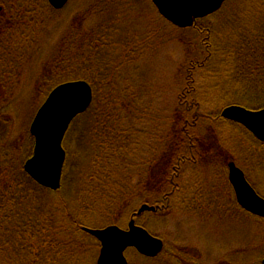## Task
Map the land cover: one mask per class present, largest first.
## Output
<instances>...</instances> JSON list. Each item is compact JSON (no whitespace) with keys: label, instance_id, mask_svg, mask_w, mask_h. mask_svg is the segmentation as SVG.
Masks as SVG:
<instances>
[{"label":"trees","instance_id":"16d2710c","mask_svg":"<svg viewBox=\"0 0 264 264\" xmlns=\"http://www.w3.org/2000/svg\"><path fill=\"white\" fill-rule=\"evenodd\" d=\"M15 1H18L13 5L16 10L9 13H6V6L0 3L4 7L3 20L0 21V48L2 47L4 54L0 57V70L4 72L0 71V89L4 90L9 86L3 80L5 72L11 74L13 68L16 71L21 70L27 64L26 60L32 61L34 54L30 49L36 45L38 39L40 40L41 34L46 33L48 41L42 46L46 49L48 44L50 50L42 80L49 83V93L57 85L78 80L88 82L93 89L91 106L84 114L77 116L69 126L66 136L74 132L73 138L80 145L82 154L92 147L94 154H91V172L87 173L86 177H81L78 162H74L70 167L72 180L67 192L68 201L75 203L77 192L80 197L85 194L81 197V208L74 213L73 210L76 209L72 207V211L69 210L70 203L66 198L61 197L60 200L54 197L55 194L60 195L63 192V185L53 192L36 184L23 171L25 160L22 162L18 159L19 152L8 138L11 122L4 119V112L0 111V264H80V257L89 253L90 248L100 250L97 240L83 232V227H86L84 223L89 224L79 217L87 210L95 211L96 205H99L100 209L114 207L118 210L145 193L147 196H154V202H157L158 195L162 196L163 200L154 204L159 205L158 212L168 213L174 208L183 212L196 211V202L200 200L201 204L204 195L208 198L201 185L209 184L210 178H203L202 172L208 168L204 164L212 151L217 164L209 163V169L213 167L214 178L220 169L225 184L223 190L232 193L226 170L233 158H223V153L218 150L221 148L220 143L216 142L213 130L209 132L212 137L195 131L198 126H203L208 121L203 117L204 112H201L199 118L195 116V120L189 122L188 128L185 126V121L190 118L186 110H197V106L193 110V106L183 100L186 94L181 95V104H178L176 109L179 112H175V119L169 125L170 133L163 137L154 135L159 144L150 143L151 133L146 131L147 125L141 113L143 110L136 108V98L130 95L129 89L121 85V80L112 79L111 68L115 69V65L112 61L114 54H111V44H118L120 51L124 53L121 59L117 60L116 68L130 59V55L133 56L139 48V42L135 43L130 39L126 31L129 30L127 20L136 16L137 12L140 14L134 4L138 0H90L87 9L79 14L81 19L73 24L71 35L63 41L56 38L54 32L62 26V21L58 20L62 10H54L47 0ZM28 2L31 4H26ZM262 2L264 0H228L213 14L227 12L221 16L223 22L220 28L206 29L209 39L205 37V44L211 49L209 58L215 63H220L208 66V69L215 68L218 73L213 79L219 82L216 85H223L222 99L225 103L222 104L226 107L236 105L253 111L264 109V80L261 75L256 79L263 68L261 65H264V58L261 57L264 55V52H261L264 45V6L260 4ZM231 3H234L233 8L227 9ZM230 9L233 10L232 13ZM44 15L52 21L51 32L44 23ZM120 16L124 21L118 20ZM227 16L229 20H225ZM97 17L103 20L99 25L93 22ZM198 21L200 20L196 22ZM92 24V27L87 26ZM229 27L232 28L231 33L225 32ZM119 34L121 35L118 36ZM219 38L224 40L225 47L220 45ZM231 51L237 53V58L230 59ZM8 69L9 71H5ZM222 72L229 76H226V79L221 78ZM114 84L117 86L113 87ZM237 86L239 89L235 88ZM260 93L261 95L256 96ZM212 117L217 122L228 124L238 131L239 138L245 137L246 141L251 143L254 151L260 153L261 157L259 165L253 167L257 173H264V144L240 124L222 119L221 113ZM208 124L209 122L206 125ZM138 129L144 132L140 133L141 130ZM64 138L65 142L66 137ZM29 139L26 160L33 155L35 144L31 135ZM65 150L67 160L69 152L67 148ZM141 154H145V158ZM253 156L255 158V155ZM184 164L196 165L192 173L197 176L194 178L186 175V182L182 183L179 171ZM63 170L65 178V173H69L66 164ZM79 176L86 182H83L84 189L77 191L75 179ZM190 180L191 183L187 182ZM184 197H190L189 201L182 200ZM153 200L146 201L144 198L143 203H153ZM161 207L164 209L161 210ZM59 213L63 216L62 221L57 215ZM111 225L116 224L114 222ZM144 228L149 231V228ZM84 237L92 240L95 245L84 242Z\"/></svg>","mask_w":264,"mask_h":264},{"label":"rangeland","instance_id":"374dc122","mask_svg":"<svg viewBox=\"0 0 264 264\" xmlns=\"http://www.w3.org/2000/svg\"><path fill=\"white\" fill-rule=\"evenodd\" d=\"M138 1V3L135 2L134 4L140 14L137 12L135 14L136 16L127 20L129 30L126 31L130 39H133L135 43L139 42V48L133 56L130 55V59H127L117 69V60L121 59L124 53L120 51L121 47L118 44L112 43L110 47L113 48L111 54H114L112 55V61L115 69H111L113 71L112 79L121 80V85L129 89L130 95L136 98L135 105L137 110H143L141 113H143L147 125L146 131L151 133L149 142L159 144V141L155 140L154 137L156 136L154 135L163 137V135L170 133L169 125L175 119L174 116H176L177 106L181 104V95L186 94L183 100L188 101L189 105L193 106V110L197 106V110L196 112L186 110L190 118L185 121V126L188 128L189 122L192 123L195 116L199 118L202 115L201 112H204L203 117L208 121L205 122V125L198 126L195 131L212 137L209 132L213 130L215 140H217L216 142L220 143L219 146L221 148H218V150L220 153H223V158L226 160L232 157V162L245 172V176L248 178L247 180L259 192V195L264 198V173H257L258 171L253 167L256 164L259 165L261 161V157H259L260 153L254 151L255 149H253L250 142L246 141L245 137L239 138L238 131L232 129V127L222 121L217 122L212 117L213 115H220L222 110L227 107L224 104V99H222L224 97L223 85H216L219 82L213 79L218 73H216L215 68L208 69V66L211 67L212 65L220 63H215L209 58L211 54L209 50L211 49L205 44V37L209 39V32L206 29L207 27H211V30L219 29L220 24L223 22L221 16H224L223 14L227 12L222 11V14L199 19L200 21L195 22L192 27L183 29L175 27L164 19L158 13L157 9H155L156 7H154L152 0ZM17 2L15 0H0V3L4 4L7 8L6 13L16 10L13 5H16ZM89 2L90 0L69 1L66 8L62 10V14L58 16V20L62 21V26L60 29L54 30L55 35H57L56 38L63 41L69 34L71 35L73 24L81 19L79 14H81L82 10L85 11L87 9ZM1 4L0 21L3 20L2 16L4 14V7ZM26 4L31 3L28 2ZM233 4H229L227 9L233 8ZM260 4L264 6V2ZM230 12L232 13L233 10L230 9ZM228 17L225 20H229L230 18ZM44 18V23L47 25L49 32L53 31L50 25L52 21L50 19L48 20L45 15ZM118 20L124 21L121 16ZM102 21V18L97 17L93 22H95V25H99ZM93 25L87 26L92 27ZM200 29H202V32H200ZM231 31L232 28L229 27L225 32L231 33ZM45 41H48L46 33L41 34L40 40L38 39L36 45L31 48L32 50L30 49L34 54L32 61L26 60L25 63L27 64L21 70L16 71L13 68L11 74L5 72L3 80L9 86L4 88V90L0 89V111L4 112V119L11 122L8 138L12 144H15L19 152L18 159L22 162L24 160L26 161V146L29 145L30 141L28 128H30L37 110L45 101V96L49 93V83H44L42 80L45 66L49 60L48 55L50 50L48 44L46 49L42 46ZM218 42L222 47L226 46L222 38H219ZM1 48L0 57L2 58L4 54ZM261 52H264V45L261 47ZM231 53L230 59L237 58L235 51H231ZM261 57L264 58V55H261ZM0 64L2 65V62ZM261 67L263 68L260 69L256 79L261 75L263 77L261 79L264 80V65H261ZM5 71H9V69ZM226 76L229 75L222 72L221 78L226 79ZM116 86V84L113 85V87ZM235 88L239 89L238 86ZM234 91L239 92L238 90ZM259 95L261 93L256 96ZM222 102L224 103L222 104ZM208 122L209 124L206 125ZM142 129H138L141 130L140 133L144 132ZM234 131L235 133H233ZM73 133L71 132L70 136L68 134L63 143L69 152L65 163L67 165V173H69H65V178H63L64 176L62 177L63 179L61 178L62 185L64 186L63 192L60 195L55 194L54 196L60 198V200L61 197H64L67 201L69 200V195H67L68 187L72 180L70 167L74 162H78L80 173L82 172L81 177L82 175L86 177L87 173L91 172L90 165L93 158L91 154H94V147L85 152V154H82L80 145L73 138ZM234 143H236V146H234ZM228 148L231 149L229 150ZM209 154L210 158L206 157V163L204 164L208 168L203 169L202 177L209 176L210 182L209 184L203 183L204 186L200 184L208 198L204 195L203 199H201V204L200 200L196 202V211L183 212L181 210H175L174 208L168 213L164 211L146 213L141 219H138V224L149 228L152 234L154 233L155 236L164 241L165 250L156 259L150 260L143 258L134 249H128L126 251V257L129 264H219L220 262L235 264L233 256L238 252L239 257L237 258L236 264H261L260 261L264 258V219H258L248 213H244L241 219H237V222L230 221L229 223H223L219 213V205L220 194H223V191H225L223 190L225 184L221 178L220 169L218 170L219 174L216 178H214L215 172L212 171L213 167L209 169L211 166L209 163L213 165L217 164V159L214 158V152L212 151ZM253 155H255V158H253ZM141 156L145 158V154H141ZM195 166L193 164H184L181 167L179 171L182 177L180 182H186L184 179L186 175L196 178L197 175L192 173ZM68 176L70 179L67 180L66 178ZM81 177L79 176L75 179L77 191L84 189L82 188L83 182L86 181ZM187 182L191 183L192 180ZM84 195L83 193L81 197ZM144 195H138V199H135L126 207L124 206L118 210L114 207L100 209V206L96 205L97 209H94L95 211L87 210L79 217H82L89 224L87 225L83 222L87 228L97 225L91 228L102 229L115 222L117 226L126 230L132 213L142 204L144 205V198L146 201L154 199L153 203H149L151 205L163 200L162 196L158 195L157 202H154L156 201L154 196L145 195L143 198ZM81 197L80 193L77 192L74 197L76 202L71 204L68 201L70 203L69 210L72 211L73 207L76 209L73 210L74 213L79 211L81 208ZM189 199L190 197L182 198V200L186 201H189ZM204 202L206 203V206H204L205 209H203ZM200 206L202 210H199ZM98 210L100 212H96ZM57 215H59L60 221H62V214L59 213ZM83 240L91 244V246L95 245L90 239L88 240L84 237ZM176 241L179 245L175 244ZM175 245L182 250V257L177 255L174 249ZM192 248L200 253L198 254V259H196L197 257L192 258L191 255L185 256L184 250L188 249L194 255L197 254L195 250H191ZM98 254L99 250L93 247L90 248L89 253L83 255L84 257H80V264H96Z\"/></svg>","mask_w":264,"mask_h":264},{"label":"water","instance_id":"95a60500","mask_svg":"<svg viewBox=\"0 0 264 264\" xmlns=\"http://www.w3.org/2000/svg\"><path fill=\"white\" fill-rule=\"evenodd\" d=\"M155 9L168 22L178 28H189L198 19L217 13L228 0H152ZM69 0H48L56 11L62 10ZM93 102V89L84 80L57 86L47 96L34 117L30 133L35 140L33 155L24 165L28 177L39 186L51 191L61 188L66 151L64 137L77 116L84 114ZM222 119L235 122L264 144V109L253 111L241 106H229L221 112ZM229 182L240 206L249 213L264 218V198L259 196L235 163L229 164ZM157 208L142 205L138 215L156 212ZM83 232L100 243L97 264H129L125 253L134 248L147 258L161 254L164 243L132 220L128 229L112 225L102 229L83 227ZM264 264V260L261 261Z\"/></svg>","mask_w":264,"mask_h":264},{"label":"flooded vegetation","instance_id":"af4514ba","mask_svg":"<svg viewBox=\"0 0 264 264\" xmlns=\"http://www.w3.org/2000/svg\"><path fill=\"white\" fill-rule=\"evenodd\" d=\"M229 168L226 170L227 171V179L229 180ZM227 180V181H228ZM229 184H230V182H229ZM199 186V185H198ZM230 186H231V189H232V193H230L228 190L225 192V191H223V194L221 193L220 194V205H219V209H220V216H221V219L223 220V223L225 222V223H229L230 221H232V222H237V219H241V216L244 214V213H248V211L246 212L241 206H240V204L238 203V201H236L237 200V198H236V195H235V192H234V190H233V187H232V185L230 184ZM256 192H257V194L259 195V192L256 190ZM204 195V194H203ZM260 196V195H259ZM179 205V204H178ZM204 206H206V203L204 202V204H203V209H205V207ZM164 209V207H161V210H163ZM208 209V208H207ZM199 210H202V209H199ZM137 211H134L133 213H132V215H131V217H130V219H129V222L132 220V219H134L135 220V222H136V224L137 225H140V224H138V219H141L140 217L141 216H136V213ZM204 212V211H203ZM249 214V213H248ZM203 215H205L204 213H203ZM251 215V214H250ZM253 216V215H252ZM255 217V216H254ZM256 218H258V217H256ZM258 219H264V218H258ZM128 222V223H129ZM226 225V224H225ZM175 244L177 245H179V243L176 241L175 242ZM175 245V251L177 252V255L178 256H181L182 257V255H183V253H182V250L180 249V248H178V246H176ZM191 250H195L194 248H192ZM242 251V250H241ZM195 252L197 253L196 255H194L193 254V252L192 251H190L189 249L188 250H184V254H185V256H187V255H191L192 256V258H196V259H198V257H199V255L198 254H200V253H198L196 250H195ZM238 252V251H237ZM236 255H234L233 256V261L235 262V264H236V262H237V258L239 257V252L238 253H235ZM264 259V258H263ZM262 259V260H263ZM177 261H178V259H176ZM261 262V261H260ZM226 264V263H224V262H220L219 264ZM198 264H200V263H198ZM261 264H262V262H261Z\"/></svg>","mask_w":264,"mask_h":264}]
</instances>
